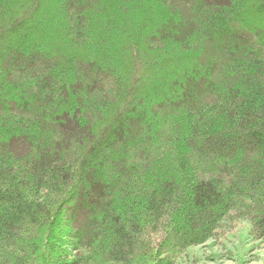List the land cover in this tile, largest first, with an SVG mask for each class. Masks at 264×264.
<instances>
[{"label":"trees","instance_id":"obj_1","mask_svg":"<svg viewBox=\"0 0 264 264\" xmlns=\"http://www.w3.org/2000/svg\"><path fill=\"white\" fill-rule=\"evenodd\" d=\"M236 212L264 241V0H0L2 264L177 260Z\"/></svg>","mask_w":264,"mask_h":264},{"label":"rangeland","instance_id":"obj_2","mask_svg":"<svg viewBox=\"0 0 264 264\" xmlns=\"http://www.w3.org/2000/svg\"><path fill=\"white\" fill-rule=\"evenodd\" d=\"M237 216L236 212L230 218L223 220L212 239L188 248L179 255L177 260H171L170 255L165 254V249L162 248L164 251L153 256L140 251L137 255L139 264H168L169 262L173 264H264V241L255 236L249 218ZM151 237L155 250L162 247L161 232L152 234ZM30 248V260L32 258L40 264H54L55 258L48 256V253L44 255V247L41 244L31 243ZM144 256L148 257L144 258ZM0 264H2L1 260Z\"/></svg>","mask_w":264,"mask_h":264}]
</instances>
